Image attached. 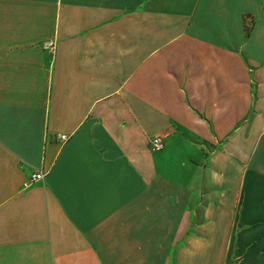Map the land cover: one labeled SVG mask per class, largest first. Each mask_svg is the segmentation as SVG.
<instances>
[{
	"label": "crops",
	"instance_id": "1",
	"mask_svg": "<svg viewBox=\"0 0 264 264\" xmlns=\"http://www.w3.org/2000/svg\"><path fill=\"white\" fill-rule=\"evenodd\" d=\"M0 264H264V0H0Z\"/></svg>",
	"mask_w": 264,
	"mask_h": 264
},
{
	"label": "built area",
	"instance_id": "2",
	"mask_svg": "<svg viewBox=\"0 0 264 264\" xmlns=\"http://www.w3.org/2000/svg\"><path fill=\"white\" fill-rule=\"evenodd\" d=\"M45 47L54 52L55 43L48 42L46 43ZM58 138L61 142H66L69 137L67 135H59ZM151 147L154 151H161L165 148V144L160 137H155L151 140ZM47 173V170L44 168L34 170L29 176V179L24 183V188L28 189L36 183L43 182L47 176Z\"/></svg>",
	"mask_w": 264,
	"mask_h": 264
}]
</instances>
